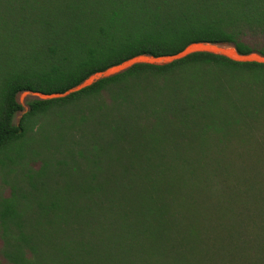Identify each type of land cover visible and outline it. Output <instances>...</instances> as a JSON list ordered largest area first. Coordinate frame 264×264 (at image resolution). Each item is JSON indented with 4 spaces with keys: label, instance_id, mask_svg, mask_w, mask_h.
I'll use <instances>...</instances> for the list:
<instances>
[{
    "label": "trees",
    "instance_id": "obj_1",
    "mask_svg": "<svg viewBox=\"0 0 264 264\" xmlns=\"http://www.w3.org/2000/svg\"><path fill=\"white\" fill-rule=\"evenodd\" d=\"M195 42L264 55V0H0V264H264V63H137L13 122Z\"/></svg>",
    "mask_w": 264,
    "mask_h": 264
},
{
    "label": "water",
    "instance_id": "obj_2",
    "mask_svg": "<svg viewBox=\"0 0 264 264\" xmlns=\"http://www.w3.org/2000/svg\"><path fill=\"white\" fill-rule=\"evenodd\" d=\"M225 46L226 45L223 44H216L209 42H195L187 45L184 49L174 54H165V55L140 54L133 56L129 59H126L118 64H114L104 70L93 73L78 85L64 92H57L51 94H46L38 91H23V92L29 93L30 95L33 96V98L36 99H50L55 97H62L72 92L78 91L82 88H85L100 79L107 78L117 73L123 72L134 64L137 63L166 64L174 60L183 58L191 53L200 52V51L221 54L236 61H256V62L264 63V55L262 54L259 53L243 54V53H239L234 48L225 49Z\"/></svg>",
    "mask_w": 264,
    "mask_h": 264
},
{
    "label": "rangeland",
    "instance_id": "obj_3",
    "mask_svg": "<svg viewBox=\"0 0 264 264\" xmlns=\"http://www.w3.org/2000/svg\"><path fill=\"white\" fill-rule=\"evenodd\" d=\"M225 49H233V47L230 45L229 46L226 45ZM17 99L22 106V110L18 111L15 114V116L13 118L14 123H18V120L21 117V115L28 109V101L33 99V96L27 92H21L18 94ZM165 120H167V118L165 116H163L162 121L164 122ZM31 165L37 168L39 165V162L38 161L32 162ZM0 194H2L3 196H8L10 194V188L3 181L1 174H0ZM0 245H1V240H0ZM1 264H11V263H9L6 259L1 258Z\"/></svg>",
    "mask_w": 264,
    "mask_h": 264
}]
</instances>
